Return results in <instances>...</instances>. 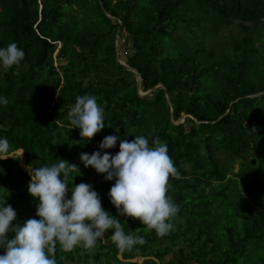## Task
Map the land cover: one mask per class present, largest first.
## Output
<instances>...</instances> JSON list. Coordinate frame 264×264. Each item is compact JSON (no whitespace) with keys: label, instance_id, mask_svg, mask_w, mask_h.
<instances>
[{"label":"trees","instance_id":"16d2710c","mask_svg":"<svg viewBox=\"0 0 264 264\" xmlns=\"http://www.w3.org/2000/svg\"><path fill=\"white\" fill-rule=\"evenodd\" d=\"M113 2L0 0V48L15 42L25 52L19 75L15 67H0V97L8 100L0 103V139L24 150L26 166L59 159L78 165L69 188L92 185L125 234L146 241L120 252L109 229L91 250L65 252L57 245V264H264V0ZM119 26L127 35L126 63L142 74L144 90L164 84L151 99L139 95L136 79H127L130 71L117 60ZM206 32L213 41L197 43L194 34ZM56 49L69 57L67 63H54ZM85 94L96 96L104 109L105 128L90 141L81 140L67 119L76 97ZM182 113L200 122L185 117L175 124ZM108 135L129 141L143 135L150 146L155 138L167 144L179 172L169 179L168 195L180 207L169 234L160 237L120 216L108 196L115 181L81 163L80 154L100 150ZM104 151L115 155L119 140ZM236 161L240 179L227 177ZM30 179L20 158L0 160V205H11L14 223L21 225L38 219ZM165 244L178 246L169 262L162 259ZM152 252L161 262L130 260Z\"/></svg>","mask_w":264,"mask_h":264},{"label":"clouds","instance_id":"9594fccd","mask_svg":"<svg viewBox=\"0 0 264 264\" xmlns=\"http://www.w3.org/2000/svg\"><path fill=\"white\" fill-rule=\"evenodd\" d=\"M24 58L25 52L15 42L0 48V67H15L14 75H19ZM0 103L7 105V98L0 97ZM67 119L72 129L80 130L81 140L90 141L105 128L104 109L94 95L77 96ZM118 140L115 155L104 151L116 147ZM99 149L92 154L81 153L80 161L85 168L103 174L106 181H115L108 196L117 213L140 221L145 231L154 230L160 237L169 234L180 207L168 195L169 179H178L179 172L167 144L155 138L150 146L143 135L131 141L108 135ZM22 154L15 157L8 139H0V160L19 159ZM25 171L31 177L28 192L39 201L38 219H27L22 225L14 223L17 213L13 207L0 205V248L5 250L0 264H57V245L65 252L77 246L91 250L109 229H114L110 240L120 252L146 243L140 235L125 234L117 217L102 207L101 197L92 185L82 182L69 188L71 174L79 173L78 165L59 159L51 166L28 165Z\"/></svg>","mask_w":264,"mask_h":264},{"label":"rangeland","instance_id":"374dc122","mask_svg":"<svg viewBox=\"0 0 264 264\" xmlns=\"http://www.w3.org/2000/svg\"><path fill=\"white\" fill-rule=\"evenodd\" d=\"M116 2V0H114V2L113 3H115ZM42 7H43V4L42 5H40L39 6V9L40 10H42ZM110 16H112V17H115V16H113V15H111L110 14V12H107ZM111 18V17H110ZM116 19H118V17H116V18H113V20L114 21H116ZM118 21L120 22V25H121V19H118ZM118 31H120L119 33L121 34V49H120V51H119V55H120V59H121V61L122 62H124V63H126L127 62V58H128V55H127V35H126V33L124 32V30L121 28V26H119V28L117 29V32ZM116 32V36H117V33ZM194 36L196 37V41H197V43H202V44H204L205 46H207L208 45V43H210V42H212L213 40H212V37H211V35L209 34V33H201V34H194ZM133 51V50H132ZM61 54H60V52H59V50L58 49H56L55 50V52L52 54V57H53V60H54V63L55 64H60V63H67L68 61H69V57L68 56H64V57H61L60 56ZM2 68V67H1ZM127 68V67H126ZM3 69V68H2ZM128 69V68H127ZM4 71H6L5 69H3ZM129 71H130V73H128V74H126V78L127 79H133V78H135L136 79V81L138 82L139 80L141 81V77H139V75L137 74V73H135L134 71H132V70H130V69H128ZM141 74V73H140ZM141 76H142V74H141ZM142 80H143V78H142ZM161 87V86H160ZM162 88V87H161ZM151 88H149V89H147V90H144V88L142 87V81H141V88H140V92L141 93H143V92H148L149 90H150ZM159 89V88H158ZM158 89H155L153 92H151V91H149L148 92V94L147 95H145V96H147L149 99H151L152 98V96H154L156 93H157V91H158ZM59 92V88H58V90H57V93ZM254 95V94H253ZM251 97H254V96H251ZM167 98H169V95H167ZM170 99V98H169ZM171 110L173 111V105L171 106ZM183 114L184 113H182V115H181V117L179 118V119H177V120H174V123L175 124H179L180 122H183L184 120H185V118H184V116H183ZM187 117H191V118H193V119H196L192 114H189V116H187ZM197 120V119H196ZM13 149V148H12ZM22 151H23V154H22V156L20 157V164H21V166L22 167H24V168H26V164H25V161H24V150L22 149ZM22 151H18V149H14L13 150V154H14V156L15 155H17V156H19L20 155V153L22 152ZM10 158V157H9ZM240 167H241V162L240 161H236L234 164H233V166L231 167V169L229 170V173H228V176L227 177H229V176H231V175H236V172H238L239 170H240ZM237 175H238V173H237ZM236 175V176H237ZM236 176H232V177H236ZM237 178L238 179H240V177L239 176H237ZM192 179H194V178H192ZM216 183V182H215ZM216 185H218V183H216ZM240 186H241V189L243 190V192H244V194L247 196V198H248V200L249 201H251V197L246 193V191H245V187H242V185L240 184ZM217 187V186H216ZM11 191V190H10ZM12 192V191H11ZM0 193H1V191H0ZM247 198H245L244 197V199H247ZM246 203H250V202H246ZM258 208H260V206H257ZM177 222V221H176ZM217 234H218V237L219 238H221V231L220 230H218V228H217ZM207 232H209V229H207ZM207 232H205L203 235H201L200 236V238L202 239L203 237H206L205 235L207 234ZM183 244H181V246H182ZM180 246V247H181ZM156 247V246H155ZM164 247H166L167 248V250H168V252H166V253H162V259H163V262H169V260L172 258V256H173V254H175L174 253V249L175 248H177L178 246H176V247H172V246H170L169 244H165L164 245ZM153 248V250H155V248L154 247H152ZM176 252V251H175ZM153 254L152 255H147V256H140V255H138V256H136L135 258H132V259H130L131 261H138L139 263H142L144 260H148V259H155V260H157L158 262H161L160 261V259L157 257V256H155V253L154 252H152ZM229 255H231V256H233V255H236L234 252H232V253H230ZM119 256H122V254L120 253L119 254ZM226 260V259H225ZM190 264H198V263H196L195 261H191L190 262ZM223 264H235V263H233V261H225ZM240 264H242V262H240Z\"/></svg>","mask_w":264,"mask_h":264},{"label":"water","instance_id":"95a60500","mask_svg":"<svg viewBox=\"0 0 264 264\" xmlns=\"http://www.w3.org/2000/svg\"><path fill=\"white\" fill-rule=\"evenodd\" d=\"M107 15H108L109 17H111V18H116V17H112V16H110L108 13H107ZM119 32H120V31L117 32L118 34H117V36H116V55H117V60H118L120 63L124 64L128 69H130V70L134 71L135 73H137V74L139 75V77H141V81H142V76H141L140 72L138 71V69H136V68L133 67V66H130V65L127 64V63L122 62L121 59H120L119 51H120V49H121V34H120ZM124 32L126 33V31H124ZM141 81L139 80V81L137 82V91H138L139 95L142 96V97H144L145 95H147L149 91L153 92L155 89L160 88V86H161L162 88L164 87V84L160 82V83H157L155 86H153L148 92H143V93H141V92H140ZM261 93H263V92L256 93V94H254V95H252V96H257V95H259V94H261ZM168 101H169L170 105L172 106V105H173V104H172V101H171L169 98H168ZM227 112H228V111H227ZM183 116H184V118H185V117L189 116V114H188V113H184ZM219 119H220V118H219ZM195 120H196V119H195ZM196 121H197V120H196ZM197 122H200V121H197Z\"/></svg>","mask_w":264,"mask_h":264},{"label":"bare ground","instance_id":"6f19581e","mask_svg":"<svg viewBox=\"0 0 264 264\" xmlns=\"http://www.w3.org/2000/svg\"><path fill=\"white\" fill-rule=\"evenodd\" d=\"M23 152V151H22Z\"/></svg>","mask_w":264,"mask_h":264}]
</instances>
